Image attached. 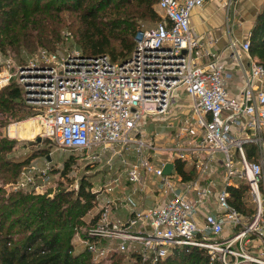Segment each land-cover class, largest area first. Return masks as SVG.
Instances as JSON below:
<instances>
[{"label":"built area","instance_id":"built-area-1","mask_svg":"<svg viewBox=\"0 0 264 264\" xmlns=\"http://www.w3.org/2000/svg\"><path fill=\"white\" fill-rule=\"evenodd\" d=\"M205 2L158 0L159 19L138 28L122 61L73 49L14 63L0 50V89L21 88L37 134L106 170L92 190L97 210L72 236L94 263L159 264L198 248L208 264H264V65L249 56L248 40L229 43L249 56L245 68L236 54V72L203 41L190 14ZM149 121L169 131L147 133ZM50 163L23 171L15 188L38 192L30 173Z\"/></svg>","mask_w":264,"mask_h":264},{"label":"trees","instance_id":"trees-1","mask_svg":"<svg viewBox=\"0 0 264 264\" xmlns=\"http://www.w3.org/2000/svg\"><path fill=\"white\" fill-rule=\"evenodd\" d=\"M157 1L0 0V50L6 54L9 49L22 63L38 48L55 50L68 30L83 54L107 55L112 61H122L132 51L141 21L159 19ZM248 42L249 54L264 65V9L257 16ZM22 110L34 115L24 103L21 88L13 82L1 88L0 127L9 119H20L17 113ZM13 146V140L0 136V171H10L15 177L24 162L6 158ZM248 152L249 156L253 154L252 150ZM184 168L182 162L175 163L177 172L185 176ZM84 181H80L73 198L64 192L53 198L16 192L6 198L0 204V264H123L122 256L94 263L84 249H74V229L84 223L83 216L94 198L85 190L90 182ZM159 264L208 263L205 250L193 248L188 253L174 251Z\"/></svg>","mask_w":264,"mask_h":264},{"label":"rangeland","instance_id":"rangeland-1","mask_svg":"<svg viewBox=\"0 0 264 264\" xmlns=\"http://www.w3.org/2000/svg\"><path fill=\"white\" fill-rule=\"evenodd\" d=\"M156 20H145L141 21L140 27H148L151 26ZM139 27V28H140ZM67 31V32H66ZM63 33L62 40L59 41L55 50L51 49V53L63 54L66 51H71L73 49H79V47L75 44V37L71 31L66 30ZM134 38V37H133ZM45 49L38 48L34 53L24 58L28 60L32 57H35L40 54V52ZM7 55L11 57V60L14 63H17L14 54L7 49ZM24 56V55H23ZM184 99V97H183ZM187 100V98H186ZM18 118H12L7 120L4 126L0 127V136H6L7 138L14 141V146L11 148L10 152L7 153L6 158L11 162H24L23 165L19 168L18 175L12 177L11 172L6 171L3 173V170L0 171V204L5 202L4 200L8 198L10 195L16 192H22L26 194L33 195H41L47 198H53L59 192H64L71 194V198L75 197L76 192L79 188V183L81 180H85L84 182H90V186H86L85 190L93 193L92 190L97 188L98 185L103 183L100 175H102L106 170L102 172H96L95 167H91L90 165H83V161L81 160V154H73L69 150L60 149L54 145V143L43 137H40L38 132V125L34 122V125L37 126L36 130L29 135L26 136H14L11 133V126L14 124H18V122H24L29 120L32 116L28 115L26 110L19 111L17 113ZM13 123V124H12ZM11 124V125H10ZM10 125V126H9ZM9 126V135L7 133V129ZM144 130L147 133H155L162 131H169V128L166 126L165 122H153L149 121L145 126ZM12 136V137H11ZM133 147V146H131ZM132 152H125L124 157L126 159L133 158V155L130 154ZM72 156V159L69 158ZM49 157V159L47 158ZM46 161H50V170L45 174H32V180L37 187L38 192H35L31 189V186H24L18 189L15 188V185L22 177L23 171H26L29 167H44ZM65 164L67 166L65 167ZM115 166L123 168V164L120 161L115 162ZM64 170V172H63ZM26 173V172H25ZM103 197V196H102ZM139 194L136 193L134 198H138ZM98 197L94 193V198L92 200V207L83 217L85 218L84 223L81 225L83 228L89 220L88 213L95 212L98 208V202L95 203V200ZM101 197L99 196V199ZM150 200L151 198L148 197ZM147 196L146 200L148 201ZM145 200V202H146ZM117 216H123L121 209L116 210ZM75 251L83 250L81 246L75 245L71 240Z\"/></svg>","mask_w":264,"mask_h":264},{"label":"crops","instance_id":"crops-1","mask_svg":"<svg viewBox=\"0 0 264 264\" xmlns=\"http://www.w3.org/2000/svg\"><path fill=\"white\" fill-rule=\"evenodd\" d=\"M262 9H264V0H206L201 7L192 10L190 26L198 35L203 36L204 42L210 37L212 50L236 72V54L245 68L251 55L248 56V53L240 48L234 52L229 43L234 41L241 44L248 40L250 31ZM251 58L257 59L254 56ZM241 85L236 75L232 86L239 88ZM148 197L151 198L150 195H147V199ZM151 201L148 199L142 205H149Z\"/></svg>","mask_w":264,"mask_h":264},{"label":"bare ground","instance_id":"bare-ground-1","mask_svg":"<svg viewBox=\"0 0 264 264\" xmlns=\"http://www.w3.org/2000/svg\"><path fill=\"white\" fill-rule=\"evenodd\" d=\"M36 127L37 126L34 125L33 119H29L12 125L10 130L14 136H26L32 134L36 130Z\"/></svg>","mask_w":264,"mask_h":264},{"label":"water","instance_id":"water-1","mask_svg":"<svg viewBox=\"0 0 264 264\" xmlns=\"http://www.w3.org/2000/svg\"><path fill=\"white\" fill-rule=\"evenodd\" d=\"M49 159V157H47ZM172 169V164L171 163H166L163 167V173L164 174H169Z\"/></svg>","mask_w":264,"mask_h":264}]
</instances>
